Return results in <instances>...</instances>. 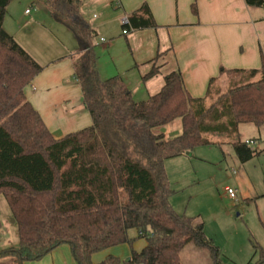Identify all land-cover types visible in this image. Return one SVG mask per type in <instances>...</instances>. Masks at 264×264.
Here are the masks:
<instances>
[{
  "label": "trees",
  "instance_id": "obj_1",
  "mask_svg": "<svg viewBox=\"0 0 264 264\" xmlns=\"http://www.w3.org/2000/svg\"><path fill=\"white\" fill-rule=\"evenodd\" d=\"M11 1L0 0V194L18 226L19 245L0 249V257L13 255L24 264L67 243L79 264H184L181 252L194 243L221 264L220 248L204 225L171 205L165 161L212 144L207 134L232 135L247 122L262 126L264 64L249 71L250 77L261 73L258 80L232 85L210 105L189 94L180 71L167 74L159 92L136 101L120 77L100 78L88 47L74 66L93 123L56 138L24 92L42 66L4 29ZM42 1L55 14H60L56 5L73 3ZM245 1L264 8V0ZM69 19L87 43L89 34ZM129 22L125 26H156L147 5ZM157 72L153 67L144 79ZM178 118L181 134L166 138L162 128ZM233 147L242 163L257 152L247 141H234ZM131 228L146 240L140 251L132 248L125 260L109 255L93 262L98 251L123 243L132 247ZM260 251L259 260L248 264H263L264 249Z\"/></svg>",
  "mask_w": 264,
  "mask_h": 264
},
{
  "label": "crops",
  "instance_id": "obj_2",
  "mask_svg": "<svg viewBox=\"0 0 264 264\" xmlns=\"http://www.w3.org/2000/svg\"><path fill=\"white\" fill-rule=\"evenodd\" d=\"M14 1L7 6L12 21L8 27L5 16L4 29L42 66L24 92L56 138L93 123L74 66L88 47L95 53L100 78L120 77L136 101L159 92L165 76L174 71L181 72L189 94L204 98L207 105L215 101L213 94L224 93L246 78L255 81L261 77V73L248 75L264 64V8L248 6L245 0H73L71 5H56L60 14L43 1L64 24L68 25L62 15L72 17L80 30L89 34L87 43L75 31V39L69 43L25 32ZM143 5L149 7L156 26H125L122 20L129 21ZM153 67L158 72L144 79ZM182 129L176 123L169 133L177 136ZM238 175L242 179V172ZM128 234L134 239L135 250L146 245L136 228L129 229ZM132 247L128 243L111 246L94 253L92 260L99 263L109 255L125 260ZM0 264L18 262L15 256L6 255L0 257ZM24 264L79 263L71 246L63 243L43 258Z\"/></svg>",
  "mask_w": 264,
  "mask_h": 264
},
{
  "label": "rangeland",
  "instance_id": "obj_3",
  "mask_svg": "<svg viewBox=\"0 0 264 264\" xmlns=\"http://www.w3.org/2000/svg\"><path fill=\"white\" fill-rule=\"evenodd\" d=\"M13 5L25 32L40 39L49 35L67 43L75 39L74 30L55 17L42 0H15ZM5 16L9 27L12 19L8 13ZM64 17L75 22L69 15ZM218 96L213 94V100ZM176 123L182 125L181 119L162 128L166 138L175 136L169 132ZM205 137L214 142L165 161L173 190L170 203L178 213L195 217L196 222L204 225L207 236L220 248L221 264L255 263L264 249V124L241 123L235 134L210 133ZM252 139L255 144L250 145L257 152L242 163L233 142ZM229 187L237 191L235 198L229 195ZM18 245V226L6 198L0 194V249ZM182 258L184 264H215L211 252L194 243L187 246Z\"/></svg>",
  "mask_w": 264,
  "mask_h": 264
},
{
  "label": "built area",
  "instance_id": "obj_4",
  "mask_svg": "<svg viewBox=\"0 0 264 264\" xmlns=\"http://www.w3.org/2000/svg\"><path fill=\"white\" fill-rule=\"evenodd\" d=\"M27 11H28V10H27ZM122 22H123V24L125 25V24H127L129 21H128L127 18H124V19L122 20ZM123 32H124V33H127L128 31H127V29H124ZM247 143H248V144H255V141L252 139V140H248ZM228 193H229V195H230L231 197H233V198H235V197L237 196V191H236L234 188L229 187V188H228Z\"/></svg>",
  "mask_w": 264,
  "mask_h": 264
},
{
  "label": "water",
  "instance_id": "obj_5",
  "mask_svg": "<svg viewBox=\"0 0 264 264\" xmlns=\"http://www.w3.org/2000/svg\"><path fill=\"white\" fill-rule=\"evenodd\" d=\"M13 221H14V219H13Z\"/></svg>",
  "mask_w": 264,
  "mask_h": 264
}]
</instances>
